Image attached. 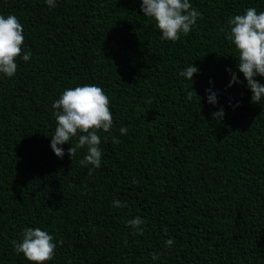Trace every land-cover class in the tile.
Returning <instances> with one entry per match:
<instances>
[{
    "label": "trees",
    "instance_id": "obj_1",
    "mask_svg": "<svg viewBox=\"0 0 264 264\" xmlns=\"http://www.w3.org/2000/svg\"><path fill=\"white\" fill-rule=\"evenodd\" d=\"M141 2L0 0L31 52L13 77L0 74V264H30L11 244L25 227L63 238L46 264H264V98L251 103L220 31L264 0H189L203 18L176 42L161 39ZM190 63L192 82L179 75ZM226 68L240 83L228 86ZM84 84L104 90L113 115L91 175L84 149L67 154L75 138L59 146L63 158L50 148L52 103ZM136 216L143 235L126 226Z\"/></svg>",
    "mask_w": 264,
    "mask_h": 264
},
{
    "label": "clouds",
    "instance_id": "obj_2",
    "mask_svg": "<svg viewBox=\"0 0 264 264\" xmlns=\"http://www.w3.org/2000/svg\"><path fill=\"white\" fill-rule=\"evenodd\" d=\"M49 7L56 6V0H45ZM141 12L147 18L155 22L156 29L161 33V39L176 42L181 34L187 36L198 19H202V14L197 11L189 0H142ZM221 32L225 34V39L234 45L237 56V68L243 75L247 88L251 91V103L259 104L264 98V84H261L255 77H264V11L257 12L256 8L249 7L243 14L230 16L227 20L226 28L222 27ZM24 27L19 19L12 14L7 16L0 14V74L5 77H13L17 71V58H22L24 62L31 57L30 50L23 51ZM232 84L240 83L236 73L227 69ZM198 68L191 63L180 71L179 75L192 82L194 73ZM211 83V82H210ZM188 100L193 94L197 96L194 89L187 90ZM207 103L215 105L217 103V93L211 88L206 89ZM198 97V96H197ZM200 100V97H198ZM236 106H239L238 104ZM53 117L56 121L54 134L51 135L50 148L58 158H63L65 151L63 144L75 138L76 142L70 144L67 154L72 159L78 150L84 149L85 154L79 163L83 167H88V174L91 175L94 169L101 166L102 151L99 147L101 137L98 133L102 130L109 133L113 127V115L110 110V100L104 90L96 84H84L74 88L65 89L52 105ZM224 116L223 108L212 113L214 120H222ZM121 135L127 134V127L120 128ZM107 140V137H104ZM113 142L119 143L116 138ZM133 184L137 181L133 180ZM113 207L126 208V202L114 200ZM145 221L139 217H133L126 221V226L133 229V235H143L142 225ZM167 235V232H165ZM57 243L63 245L61 238L54 242L53 235L39 227H25L20 234L19 240H12L13 251L24 258L30 264H46L53 260ZM175 243L174 240L164 241L165 248H170ZM152 259H158L160 253H153Z\"/></svg>",
    "mask_w": 264,
    "mask_h": 264
}]
</instances>
